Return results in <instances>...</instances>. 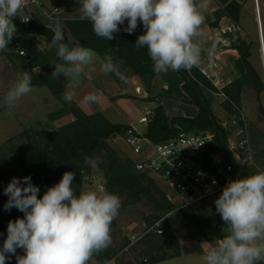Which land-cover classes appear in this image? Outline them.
<instances>
[{
	"label": "rangeland",
	"instance_id": "rangeland-1",
	"mask_svg": "<svg viewBox=\"0 0 264 264\" xmlns=\"http://www.w3.org/2000/svg\"><path fill=\"white\" fill-rule=\"evenodd\" d=\"M42 1L45 9L50 10L58 6L59 11L56 17L52 18L38 13L36 16L39 21L50 25L53 31H55L56 23L59 22L65 40L72 39L73 36L66 22L68 19L81 18L76 0ZM227 1L207 0V7L201 9L205 20L201 25L199 40L204 51L200 64L187 71V74L189 79L204 87L205 95L211 103L214 114L228 131L229 146L238 139L234 135V126L230 125L231 120L237 115L232 101L244 110L249 121L248 136L254 162L250 163L251 159H248V155H244V153L240 154V157H236L232 148H229L235 159L239 176L244 177L264 169V89L258 94L253 86L237 85L236 79L240 76L241 71L236 60L240 58L241 54L239 46L247 45L250 52L249 60L264 81V53L259 16L256 10L257 0H238L241 8L237 19L224 12ZM260 6L264 23L262 0H260L259 8ZM121 26L123 29L127 27V21ZM136 34L135 30L131 35L137 37ZM29 35L44 52L48 53V61L62 63L57 57V49L51 45L52 38L47 34L33 32H29ZM8 47V50L0 51V165L6 174L15 170L17 162L24 154L25 130L55 129L63 123L71 121L74 118L72 110L75 106L82 107V102L86 112L102 111L111 121L134 124L142 131H146L147 123L139 122V118L148 111V116L154 114L157 106L163 107L169 118L179 115L197 117L202 112L187 92L183 90L180 94L171 88L170 80L173 75L179 77L178 71L169 70L166 74L157 75L152 66L138 72L136 67L129 65L119 56L114 47L105 50L102 54L91 48L98 54L99 59L90 66L95 71L86 67L84 75L87 76V80L90 76L93 84L86 87L79 85L74 90L73 101L66 102L63 99L65 88L60 95H57L47 84L34 83L33 75L36 71L33 72L15 60V57L9 53L12 47ZM109 56L119 72L124 75L125 80H121L113 72L101 70L102 63ZM210 63H214L211 78L201 71V68ZM21 71H28L32 76V92L23 97L16 107L9 110L4 106V96L9 90V85L15 81ZM203 78H206L210 84H206ZM60 82L65 84L66 80L61 77ZM230 90L231 93H229ZM90 93H96L100 97L99 103L84 101V97ZM129 120L133 121L126 122ZM176 128L177 132L186 130L179 124H176ZM108 142L112 148V154L116 155L120 162H127L126 165H128L132 161L136 167L135 162L139 156L133 153L132 148L126 142L125 130L113 133L108 138ZM100 154L99 151L90 157L100 161L98 171H93L85 163V160L82 162L84 175L79 185V192L89 188L107 190L105 166L109 161L102 158L103 156ZM217 160L219 170L228 162L221 153L218 154ZM135 169L140 173L148 191L146 189L139 192V195L130 194L127 191L120 194L114 193L120 197L122 206L119 215L111 225L112 243L106 250L94 255L89 264H109L108 261L117 253L121 255L119 252L123 254V251H131L135 255L144 256L147 261L152 260L153 256H170L175 254L177 249L174 230H178L180 238L187 241L189 229L195 228L189 222L191 218L202 217L213 224H217L219 221L220 215L215 210L214 201L221 193L205 203L185 206L158 173L153 170ZM161 192L172 204L169 209H165L168 203L163 199ZM152 194L154 197L151 196ZM158 220H162L166 228L162 233L155 232L153 229L154 222ZM16 253L17 255L24 254L23 250L19 248ZM178 258H171L159 264L176 263ZM189 260L193 259L185 253L183 264H191ZM200 260V264H203L202 259ZM138 263L139 261H136V264ZM127 264H131V262ZM259 264H264V262H259Z\"/></svg>",
	"mask_w": 264,
	"mask_h": 264
},
{
	"label": "clouds",
	"instance_id": "clouds-1",
	"mask_svg": "<svg viewBox=\"0 0 264 264\" xmlns=\"http://www.w3.org/2000/svg\"><path fill=\"white\" fill-rule=\"evenodd\" d=\"M82 19L91 21L94 33L105 40L114 39L120 25L132 34L141 24L145 29L136 41L137 48L147 49L153 71L166 74L190 71L200 64L204 49L199 40L205 17L201 9L207 0H76ZM25 0H0V51L8 50L16 36L14 18L21 16ZM51 45L57 49L62 63L52 62L53 78L65 77L63 99L71 103L74 90L81 84L86 67L99 59L91 48L78 41L65 40L56 23ZM104 72H113L125 80L112 58L101 65ZM32 92V76L21 71L9 85L4 106L11 110ZM100 97L90 93L85 102L99 103ZM85 163L98 171L100 161L90 157ZM75 173L66 171L59 182L38 196L39 186L31 176L13 177L4 189L8 201L5 210L15 207L23 218L10 220L7 238L0 247V264L15 256L17 264H89L94 255L112 243L111 225L122 206L120 197L105 189H91L76 194L72 186ZM213 183L215 181L213 180ZM215 210L224 222L226 234L201 257L203 264H259L264 262V170L229 180L214 201ZM17 248L24 254L17 255Z\"/></svg>",
	"mask_w": 264,
	"mask_h": 264
},
{
	"label": "trees",
	"instance_id": "trees-1",
	"mask_svg": "<svg viewBox=\"0 0 264 264\" xmlns=\"http://www.w3.org/2000/svg\"><path fill=\"white\" fill-rule=\"evenodd\" d=\"M240 8L238 0H228L224 12L237 19L240 14ZM66 23L73 36L72 40L78 41L84 47L93 48L99 51L100 54L114 47L119 56L124 61H127L129 65L136 67L138 72L153 66L146 47L137 48L135 44L138 37L145 32L142 24L136 29L137 37L125 32L120 25L121 32L115 33L114 39L105 40L94 33L89 20L75 18L68 19ZM29 32L47 34L50 38L54 35L53 28L50 25H46V23H38L35 20L21 23L16 36L9 45L10 48L12 47L9 53L12 57H15V60H18L21 64L33 70V72L36 71L34 67L40 68V71L34 72V83L47 84L55 94L60 95L66 84L61 83L60 78L65 79V77L53 78L51 76L54 70L52 61H48V53L44 52L36 44ZM20 50L24 52L20 53ZM239 50L241 54L236 62L241 73L236 79V83L239 86L243 84L253 86L256 92L260 94L264 89V81L256 67L249 60V48L247 45L241 44ZM178 72L179 77L173 75L170 80L171 88L180 94L183 90L187 92L202 112L197 117L179 115L169 118L163 107L157 106L154 114L150 115L147 122L146 134L154 140H163L177 133L176 124L181 125L188 131L212 129L215 134L204 154V166L219 174L217 159L218 154L221 153L222 157L236 166V169L232 172V178L239 176L240 173L237 171L235 159L229 149L228 131L214 114L211 103L205 95L204 87L189 79L187 71L180 70ZM203 80L206 84H210L206 78H203ZM231 92L230 90L229 93ZM72 111L74 118L55 129L25 130V150L17 162L15 170L6 174L0 165V247L3 246V242L7 238L9 221H14L16 218H23L24 216V213L15 207L11 210H5L4 208L8 201V196L4 194V189L13 177L22 180L25 176H31L32 183L39 186L38 196H42L48 187L59 182L64 172L71 171L76 174L72 186L76 194L79 195V185L84 175L82 162L86 156L91 157L94 153L100 151L102 158L109 161L108 165L105 166L108 192L120 194L127 191L130 194L139 195V192L146 189L148 191L132 161L128 165H126L127 162H120L118 157L112 154V148L108 142V138L113 133L125 130L129 124L113 122L102 111L86 112L81 106H75ZM104 163L106 162L104 161ZM161 194L165 202L168 203L165 209L172 207L166 196L162 192ZM151 196L154 197V194ZM189 222L208 241L221 239L226 234L222 231L224 222L221 217L217 224H213L202 217L191 218ZM174 239L177 242L175 252L177 254L179 252V242L177 237H174ZM167 256L169 255L153 256L152 261ZM6 264H17L15 256H10L6 260Z\"/></svg>",
	"mask_w": 264,
	"mask_h": 264
},
{
	"label": "built area",
	"instance_id": "built-area-1",
	"mask_svg": "<svg viewBox=\"0 0 264 264\" xmlns=\"http://www.w3.org/2000/svg\"><path fill=\"white\" fill-rule=\"evenodd\" d=\"M58 11V6L50 10L45 9L42 0H25V7L21 12V16L30 17L28 22L35 20L40 23L41 21L36 16L38 13L52 18L56 17ZM13 23L18 30L20 24L24 22L16 17ZM23 52V50H20V53ZM213 66L214 63L204 66L201 68L202 73L211 78L214 71ZM34 70L40 71L41 69L34 67ZM232 104L237 111V115L231 120L230 125L234 126V135L238 139L234 140L235 143L230 145L229 148H232L236 157H240L242 153L248 155V159H251L249 162L253 163L248 136L249 121L244 110L233 101ZM147 114H149V111L139 118V122L147 123L150 118ZM214 134L215 131L212 129L200 131L181 130L166 139L154 140L146 134V131L138 129L134 124H130L125 129L126 142L132 148L133 153L139 156L135 162L136 168L153 170L158 173L185 206L205 203L220 194L229 180L242 178L241 176L232 178V172L236 169L233 163L226 162L220 168L219 174L204 166V154ZM213 180L215 183H213ZM153 229L159 233L164 232L165 225L163 221H155Z\"/></svg>",
	"mask_w": 264,
	"mask_h": 264
},
{
	"label": "crops",
	"instance_id": "crops-1",
	"mask_svg": "<svg viewBox=\"0 0 264 264\" xmlns=\"http://www.w3.org/2000/svg\"><path fill=\"white\" fill-rule=\"evenodd\" d=\"M262 2L264 3V0H262ZM259 4H260V0H259ZM260 13H261V6H260ZM262 26H263V32H264L263 20H262ZM86 78H87V76H85V75L82 76L81 84H80L81 87H83V86L86 87V86H90L93 84L90 76L88 77V80ZM81 104H82V108L84 109L83 102ZM132 121L133 120H129L126 122H132ZM174 233H175V236L178 238V242H179V252L177 254H173V255L167 256L165 258H158L157 260H154V261H152V260L147 261V258L144 256L135 255V254L131 253V251H129V252L123 251V254H122V252H119V253H121V255L117 253V255H115L108 262H109V264H127L128 262L136 263V261H139V263H142V264H159V263L167 261L171 258L174 259V258L179 257L177 259L176 263H172V264H183V257L185 255V253H187L189 258L193 259V260H189L191 264L192 263L193 264H200L201 258H199V256L202 257L204 255V253L207 251V249H209L211 246H214L217 243V241L219 240V239H216L214 241H208L195 228L189 229V232L187 235V241H183L180 238V236L178 235V230H174Z\"/></svg>",
	"mask_w": 264,
	"mask_h": 264
},
{
	"label": "water",
	"instance_id": "water-1",
	"mask_svg": "<svg viewBox=\"0 0 264 264\" xmlns=\"http://www.w3.org/2000/svg\"><path fill=\"white\" fill-rule=\"evenodd\" d=\"M258 16H259V25H260V30H261V40H262V44H263V53H264V32H262V17H261V13H260V8H259V3L257 0V7H256Z\"/></svg>",
	"mask_w": 264,
	"mask_h": 264
}]
</instances>
